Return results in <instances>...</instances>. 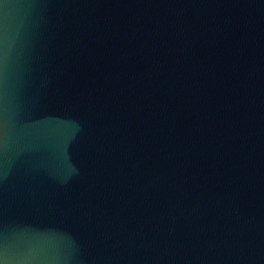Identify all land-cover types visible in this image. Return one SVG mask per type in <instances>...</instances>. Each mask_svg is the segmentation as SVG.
Segmentation results:
<instances>
[{"label": "water", "instance_id": "95a60500", "mask_svg": "<svg viewBox=\"0 0 264 264\" xmlns=\"http://www.w3.org/2000/svg\"><path fill=\"white\" fill-rule=\"evenodd\" d=\"M0 264H264V0H0Z\"/></svg>", "mask_w": 264, "mask_h": 264}]
</instances>
